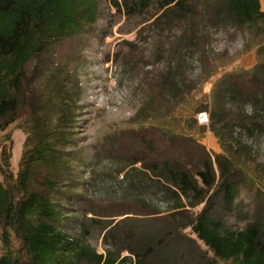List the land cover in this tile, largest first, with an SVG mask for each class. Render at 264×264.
I'll return each instance as SVG.
<instances>
[{
  "label": "trees",
  "instance_id": "16d2710c",
  "mask_svg": "<svg viewBox=\"0 0 264 264\" xmlns=\"http://www.w3.org/2000/svg\"><path fill=\"white\" fill-rule=\"evenodd\" d=\"M122 1L127 11L140 12L153 0ZM196 1L163 0L158 6L157 22L166 21L175 39L171 43L176 57L162 82L171 99L179 95L184 82L185 51L197 54L192 50L199 39L195 18L200 6ZM203 2L210 20L234 27L264 24L260 0ZM97 10V0H0V129L13 120L9 111L25 64L51 42L91 26ZM256 54L253 67L224 72L213 84L209 130L222 154L212 156L189 136L165 131L163 150L149 140L134 160L125 163L131 167L122 182L126 195L135 199L134 211L114 213L103 225V239L118 253L128 252L135 264H184L188 255L192 264H217L216 259L229 264H264V181L250 161L254 142L264 134V44ZM59 104L56 126L43 128L26 143L15 178L0 180V264H81L85 259L89 264H116L118 260L110 248L105 255L97 253L61 229V219H70L64 217L57 193L62 186L67 188L65 192L69 188L63 181L69 165L60 148L70 134L65 128L71 105L67 100ZM225 104L230 106L227 115ZM227 125L230 139L225 141L222 130ZM136 162L140 166H134ZM246 185L255 192L245 204L239 193ZM153 196L160 197L165 211L152 206ZM199 205L201 209L195 211ZM224 214H232L241 225L226 226ZM188 227L212 252V258L195 239L181 232ZM8 229L18 239V247H13Z\"/></svg>",
  "mask_w": 264,
  "mask_h": 264
},
{
  "label": "rangeland",
  "instance_id": "374dc122",
  "mask_svg": "<svg viewBox=\"0 0 264 264\" xmlns=\"http://www.w3.org/2000/svg\"><path fill=\"white\" fill-rule=\"evenodd\" d=\"M162 1L153 0L140 12H133L134 8L126 10L122 0H97L96 20L91 26L78 35L51 42L25 64L14 91V106L9 111L13 120L0 129V180L11 175L15 178L21 155L28 147L26 143L43 128H54L59 103L69 101L65 130L70 134L60 148L69 165L63 180L69 188L65 192L67 188L62 186L57 194L64 205V217L70 219H61V229L97 253L105 255L110 248L117 255L116 264H135L128 252L118 253L103 239V225L112 220L114 213L129 208L134 211L135 199L126 195L122 182L124 172L131 167L125 163L134 160L149 140L163 150L165 131L189 136L212 156L222 154L217 138L209 130L213 84L224 72L253 67L257 48L264 44L261 21L234 27L219 19L210 20L205 16V3L197 0L200 12L195 22L199 39L192 46L197 54L185 51L188 61L182 71L184 82L179 95L171 99L162 82L176 57L172 45L175 39L167 22L156 20ZM260 5L264 10L263 0ZM212 72L215 73L209 76ZM224 107L227 115L230 106ZM196 109L206 111V124L197 121ZM225 127L222 136L228 141L230 126ZM250 153L251 165L264 181V134L254 142ZM254 192L246 185L240 190L239 199L246 204ZM153 200V207L165 211L160 197L153 196ZM224 220L226 226L241 225L232 214H224ZM2 230L0 223V237ZM8 231L13 247H18L15 234ZM181 232L195 239L201 251L212 258V252L190 227ZM191 259V255L186 256L184 264H192ZM216 263L229 264L220 259ZM81 264L89 263L85 259Z\"/></svg>",
  "mask_w": 264,
  "mask_h": 264
},
{
  "label": "built area",
  "instance_id": "2783aa9c",
  "mask_svg": "<svg viewBox=\"0 0 264 264\" xmlns=\"http://www.w3.org/2000/svg\"><path fill=\"white\" fill-rule=\"evenodd\" d=\"M196 119L199 123L206 124L208 122V115L206 111H201L197 113Z\"/></svg>",
  "mask_w": 264,
  "mask_h": 264
}]
</instances>
